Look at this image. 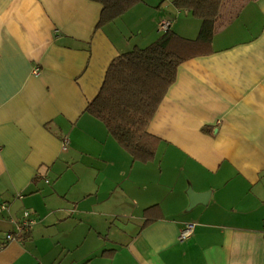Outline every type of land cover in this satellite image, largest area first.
<instances>
[{
    "label": "crops",
    "instance_id": "obj_1",
    "mask_svg": "<svg viewBox=\"0 0 264 264\" xmlns=\"http://www.w3.org/2000/svg\"><path fill=\"white\" fill-rule=\"evenodd\" d=\"M101 9L0 0V264H264V0L233 16L225 6L209 51L178 66L148 126V162L86 107L110 61L153 42L159 20L189 39L200 20L141 0L97 27ZM77 162L71 191L63 174ZM153 205L161 215L146 223ZM24 211L34 223L5 241Z\"/></svg>",
    "mask_w": 264,
    "mask_h": 264
},
{
    "label": "trees",
    "instance_id": "obj_2",
    "mask_svg": "<svg viewBox=\"0 0 264 264\" xmlns=\"http://www.w3.org/2000/svg\"><path fill=\"white\" fill-rule=\"evenodd\" d=\"M101 5L96 26L115 20L141 0H91ZM247 0H171L176 10L200 20L196 38H185L168 28L144 47L135 46L114 57L86 111L105 126L108 134L134 161L154 159L158 138L148 131L160 102L174 82L178 66L207 53L222 9L234 15ZM236 11V12H235ZM146 223L160 216L157 205L144 210Z\"/></svg>",
    "mask_w": 264,
    "mask_h": 264
},
{
    "label": "built area",
    "instance_id": "obj_3",
    "mask_svg": "<svg viewBox=\"0 0 264 264\" xmlns=\"http://www.w3.org/2000/svg\"><path fill=\"white\" fill-rule=\"evenodd\" d=\"M156 27L158 30L164 31L170 27V21L167 19H161L157 22ZM62 149L65 150L69 144L68 138L65 136L62 138ZM8 207L5 203L0 204V214L7 210ZM34 223V219L30 216L29 211H24L21 219L18 222H14V228L12 231L7 232L4 240L11 241L17 239L24 232L28 231L29 227ZM194 229L193 223H188L179 233L178 241L182 242L190 235H192Z\"/></svg>",
    "mask_w": 264,
    "mask_h": 264
},
{
    "label": "rangeland",
    "instance_id": "obj_4",
    "mask_svg": "<svg viewBox=\"0 0 264 264\" xmlns=\"http://www.w3.org/2000/svg\"><path fill=\"white\" fill-rule=\"evenodd\" d=\"M99 124L103 127L102 123H99ZM80 166H82L81 163L77 162L76 164H70L67 168H65L63 176L66 182L64 183H68V185L72 187L71 191L77 190V187L79 184L78 179H77V176L79 175V173L77 170L79 169ZM81 250L82 248L78 249L77 251H73L74 256L77 257L80 254Z\"/></svg>",
    "mask_w": 264,
    "mask_h": 264
},
{
    "label": "water",
    "instance_id": "obj_5",
    "mask_svg": "<svg viewBox=\"0 0 264 264\" xmlns=\"http://www.w3.org/2000/svg\"><path fill=\"white\" fill-rule=\"evenodd\" d=\"M194 196L193 195L190 196V203H192V199L195 198Z\"/></svg>",
    "mask_w": 264,
    "mask_h": 264
}]
</instances>
